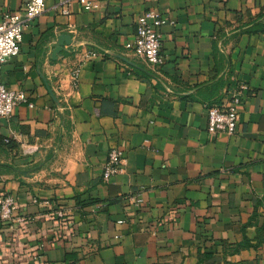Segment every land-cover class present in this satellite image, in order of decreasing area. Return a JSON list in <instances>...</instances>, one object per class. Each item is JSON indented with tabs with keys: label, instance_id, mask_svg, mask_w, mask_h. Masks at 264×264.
<instances>
[{
	"label": "crops",
	"instance_id": "crops-1",
	"mask_svg": "<svg viewBox=\"0 0 264 264\" xmlns=\"http://www.w3.org/2000/svg\"><path fill=\"white\" fill-rule=\"evenodd\" d=\"M152 10L161 83L124 49ZM19 48L0 84L32 108L0 119V193L24 221L0 222V264H264V0H46ZM238 84L235 135L210 136Z\"/></svg>",
	"mask_w": 264,
	"mask_h": 264
},
{
	"label": "built area",
	"instance_id": "built-area-1",
	"mask_svg": "<svg viewBox=\"0 0 264 264\" xmlns=\"http://www.w3.org/2000/svg\"><path fill=\"white\" fill-rule=\"evenodd\" d=\"M46 0H25V3L18 13L6 15L0 22V65L16 57L19 54L25 24L35 20L45 10ZM93 6H85V11H90ZM67 15L66 10H62ZM172 23L167 16L159 11H146L138 15L135 20L136 32L133 38L125 43L124 49L142 62L150 72L156 83H161V28ZM92 57L96 56L94 54ZM79 69L76 67L71 72L73 85L77 82ZM247 90L245 84H238L230 97L226 100L214 103L207 107V133L210 136L223 134L234 136L238 124L239 108L244 101V92ZM28 103L25 94L21 91L7 90L0 84V119H9L14 110ZM124 165L123 154L120 150L111 149L103 164L101 178L104 183L122 172ZM136 204L141 201L134 200ZM44 206H49L48 202H42ZM24 220L17 215V205L15 199L6 193H0V222L1 223H22ZM121 224V222H120Z\"/></svg>",
	"mask_w": 264,
	"mask_h": 264
}]
</instances>
